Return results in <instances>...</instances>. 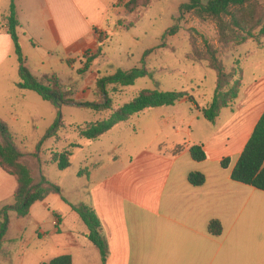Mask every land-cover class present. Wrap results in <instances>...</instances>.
Returning a JSON list of instances; mask_svg holds the SVG:
<instances>
[{"label": "crops", "instance_id": "0c3cea01", "mask_svg": "<svg viewBox=\"0 0 264 264\" xmlns=\"http://www.w3.org/2000/svg\"><path fill=\"white\" fill-rule=\"evenodd\" d=\"M126 1L15 0L20 24L17 35L26 66L32 73L56 74L53 58L63 65L82 53H93L100 45V35L123 15ZM9 6L10 0H0V79L9 70L17 71L13 65L6 67L9 60L17 61L4 28ZM258 52L253 51V56ZM255 63L264 65V59ZM241 70L238 97L209 123L211 129L201 141L165 140L158 149L146 147L127 157L113 155L79 177L84 180L86 206L100 221L107 247L105 264H264V191L230 177L264 111V70L247 81ZM0 119L10 128L3 116ZM193 145L203 147L205 161L191 159ZM178 147L181 149L175 153ZM224 159L229 161L226 169L220 165ZM191 172L203 174L205 183L191 186L187 182ZM15 188L14 177L0 168V209L13 203ZM53 196H64L62 188L61 195H49L41 206L48 207L45 204ZM33 206L25 218L11 214L0 246V264H41L64 255L71 257L72 264H87L90 254L81 250L88 248L87 241L101 264L99 251L87 239L88 230L75 212L69 215L79 236L67 225L62 208L53 214L56 231L50 251L55 256H46L45 243L24 239L20 221L32 218ZM79 219L84 227L78 225ZM210 221L220 223L219 236L208 232ZM39 231V239L45 238L46 233ZM80 239L84 240L81 244Z\"/></svg>", "mask_w": 264, "mask_h": 264}, {"label": "rangeland", "instance_id": "374dc122", "mask_svg": "<svg viewBox=\"0 0 264 264\" xmlns=\"http://www.w3.org/2000/svg\"><path fill=\"white\" fill-rule=\"evenodd\" d=\"M185 2L187 1L160 0L137 16L136 20L135 16L131 15L125 18L126 11L123 8V15L116 24H110L108 32L100 35V45L93 53H82L70 58L67 64L63 65L55 62L54 58L50 60L55 73L62 84L73 91L77 101L92 102L98 100L95 86L97 78L111 75L117 69L145 68L151 73V77L139 79L133 86L119 89L114 93L111 87H108L114 107L123 105L139 91L146 89L186 92L198 107H205L214 94L216 74L207 67L206 62L196 61L191 57L193 41L196 42L197 50L204 53L203 41L206 40L215 49L225 71L229 73L241 67L246 81L255 72L261 73L264 70V65L260 64L257 67L258 63H255L264 59V38L249 40L241 46L219 44L218 33L212 22H200L190 14L180 15L179 7ZM261 4L264 6V0ZM133 23L135 25L127 30ZM174 26L178 27L177 33L173 36L167 34L162 38ZM255 50L259 51L256 57L253 56ZM146 51L150 52L144 56ZM93 56L95 59L89 69L85 73H80L87 58ZM10 65L17 69L16 60H9L6 67ZM10 71L6 73L5 78L0 79V115L5 118L12 133L16 135L19 149L27 155L36 153L44 177L60 186L64 194L62 197L50 198L45 204L48 206L46 208L41 206L44 205L42 202H37L32 209V218L20 221L23 225L24 239L43 242V245L45 243L48 258L55 256L50 247L54 238L52 235L56 231L52 224L53 214L58 212L56 210L62 208L64 216L68 219L67 225L73 227L79 236V231L72 224L69 214L74 212L72 206L88 204L87 195L82 188L84 180L78 177L81 170L85 173L90 166L108 162L113 155L117 157L123 153L127 157L146 147L158 149L159 142L165 140L192 144V141H201L205 131L211 129L209 128L211 122L206 121L198 113L193 103L179 102L174 106L145 110L129 121L115 126L93 142L81 139L75 128L106 118L109 113L62 107L60 113L65 128L59 130V140L51 138L40 144L48 128L57 118V110L35 93L18 89L17 71L14 74ZM33 73L37 74L35 71ZM165 123L169 125H164ZM70 144H76L78 147L71 149L70 167L60 171L55 164L49 163L50 153H60ZM114 148H117L116 152H113ZM78 225H83L80 219ZM39 228L46 233L45 238L39 239ZM83 241L80 239V244ZM84 243L89 245L88 248L81 249L90 254V262L87 264H99L97 251L88 241Z\"/></svg>", "mask_w": 264, "mask_h": 264}, {"label": "trees", "instance_id": "16d2710c", "mask_svg": "<svg viewBox=\"0 0 264 264\" xmlns=\"http://www.w3.org/2000/svg\"><path fill=\"white\" fill-rule=\"evenodd\" d=\"M160 0H129L123 5L125 18L129 15L139 16L152 5ZM179 7L181 16L193 15L200 22L210 21L215 25L218 33L219 44H232L241 46L249 40L264 38V6L263 0H186ZM135 25L129 26L132 28ZM20 24L17 17L15 0H10L8 13L5 17V31L10 36L14 53L17 58L18 83L17 88L23 91L35 93L43 101L50 103L57 110V118L48 128L40 144L48 139L59 140L58 132L64 129L63 118L60 113L62 107H77L94 112H108L109 115L101 120L88 123L75 130L81 139L97 141L111 131L115 126L129 121L133 116L150 109L174 106L185 100L193 103L195 109L208 122H214L221 110L231 106L239 95L242 84V70L237 67L234 71L227 73L223 64L218 60L215 49L206 40L203 41L204 53L197 50L196 42H192L191 57L196 61L206 62L207 67L216 74V85L210 102L205 107H198L193 98L186 92H160L157 90H141L134 98L121 106L114 107L113 100L109 96L108 87L112 92L128 88L139 79L151 77V73L145 68H133L131 70L117 69L111 75L97 78V101H77L73 91L62 84L60 78L55 74H44L35 76L26 66L25 58L21 53L17 29ZM126 29V28H125ZM178 31L174 26L167 34L173 36ZM192 39V38H191ZM150 51H146V56ZM87 58L84 68L80 73H85L92 61ZM15 135L8 125L0 119V168L9 176L14 177L16 188L13 194V203L0 209V246L10 224L11 214L22 219L28 216L31 207L44 201L49 195H61V187L48 181L40 170V161L36 153L25 154L16 144ZM39 144V145H40ZM78 145L70 144L62 152L50 153V162L55 164L60 171L68 169L71 165L73 148ZM176 148L175 153L180 151ZM189 154L194 162H203L206 159L201 145H193L189 148ZM228 159L221 161L223 169L228 167ZM82 170L78 177L83 176ZM231 180L236 183L251 186L259 191H264V111L259 118L250 138L248 139L236 165L231 172ZM187 182L193 187H200L205 183V176L198 172H191L187 176ZM88 230L87 239L97 248L101 263L105 264L106 242L100 233V221L94 210L88 206H72ZM208 232L219 236L222 227L217 221H210ZM41 264H72L69 255L59 256Z\"/></svg>", "mask_w": 264, "mask_h": 264}]
</instances>
